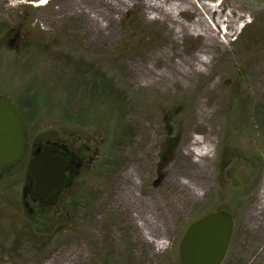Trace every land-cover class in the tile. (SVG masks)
<instances>
[{
  "label": "rangeland",
  "instance_id": "374dc122",
  "mask_svg": "<svg viewBox=\"0 0 264 264\" xmlns=\"http://www.w3.org/2000/svg\"><path fill=\"white\" fill-rule=\"evenodd\" d=\"M40 1L0 0V97L23 121L21 165L56 142L82 166L48 206L29 200L25 168L0 169V264H178L188 226L218 210L234 220L222 264H264V0H214L249 23L212 46L176 36L161 0Z\"/></svg>",
  "mask_w": 264,
  "mask_h": 264
},
{
  "label": "water",
  "instance_id": "95a60500",
  "mask_svg": "<svg viewBox=\"0 0 264 264\" xmlns=\"http://www.w3.org/2000/svg\"><path fill=\"white\" fill-rule=\"evenodd\" d=\"M22 122L15 109L0 97V169L16 162L24 146ZM46 146L41 156L31 158L27 169L33 184V196L42 201L49 194L61 193L72 162L65 165L60 156ZM40 149H37L38 153ZM233 217L225 210L211 212L188 226L178 246V264H221L233 233Z\"/></svg>",
  "mask_w": 264,
  "mask_h": 264
},
{
  "label": "bare ground",
  "instance_id": "6f19581e",
  "mask_svg": "<svg viewBox=\"0 0 264 264\" xmlns=\"http://www.w3.org/2000/svg\"><path fill=\"white\" fill-rule=\"evenodd\" d=\"M46 1L48 0H42L39 3H36V5L41 6ZM155 7L158 9L161 18L164 20L168 19L176 26L174 30L176 36H179L180 34H189L196 37L201 36L203 37L206 46L225 44L226 38L231 36L232 33L234 31L236 32V29H238V22L244 23H242L240 29L245 28L249 23V21L245 19L246 16H234L224 11L222 13V10L219 8L218 4H215L214 0H211L209 3L205 1L195 3L193 0H185L181 3L174 1L166 3L161 0V2L155 4ZM184 12L193 13L195 19L191 23L185 24L179 19L180 15ZM243 18L245 21L242 20ZM195 58L199 65L204 66L207 64V59L203 56H196ZM190 145L189 153L194 156L195 161L207 156L209 149L201 140L195 139ZM262 195H264V184L260 192V196ZM260 207L264 208V202ZM143 238L148 243L159 248L164 244L162 241L150 238L149 235H143Z\"/></svg>",
  "mask_w": 264,
  "mask_h": 264
},
{
  "label": "flooded vegetation",
  "instance_id": "af4514ba",
  "mask_svg": "<svg viewBox=\"0 0 264 264\" xmlns=\"http://www.w3.org/2000/svg\"><path fill=\"white\" fill-rule=\"evenodd\" d=\"M21 122L23 123L22 120H21ZM22 133H23V136H24V140H25L24 141V145H25L26 144V138H25L23 129H22ZM46 146H49V147L53 148V149L50 150V153L52 155H54V156H60L63 159L65 165H69L72 162L71 168L73 169V172L70 173V175L67 177V181L65 182L64 188L62 189V191H61L60 194H58L56 196L55 195V192H53V193L49 194L48 199H44L42 201H39L38 199H36L33 196V184H34V181H33L31 175L28 172L27 164H28V162H29V160L31 158H33L35 156H41L42 155V149L44 147H46ZM23 148H24V146L22 147V151H21L20 158L16 162H14V163H12L10 165H7V166H11V165H14V164H18L19 165L20 172H22L24 170V168H25V175H24L25 176V184H26L25 189H26V194L29 197V200L33 204H38L39 206H46V205L48 206L52 202H54L57 199H59V197L64 192L65 188L68 185L71 184L72 180L75 177H78L80 175L81 166H82L81 165L82 159L80 157H77L75 154L71 153L70 149L66 145H58L56 142H51V143H47V144H36L30 150L29 155H28L27 164L24 167L23 164L21 165V160H22V158L24 156V154H23ZM37 149H40V151L38 153H36ZM4 167H6V166H4Z\"/></svg>",
  "mask_w": 264,
  "mask_h": 264
},
{
  "label": "trees",
  "instance_id": "16d2710c",
  "mask_svg": "<svg viewBox=\"0 0 264 264\" xmlns=\"http://www.w3.org/2000/svg\"><path fill=\"white\" fill-rule=\"evenodd\" d=\"M20 19H22V17H20ZM24 22H21V23H17L16 25H15V27H16V29H15V33L17 34V35H23V43H22V45L23 46H25V49H26V47L27 48H29L30 46H32L33 45V43H34V41H32V39H31V37H30V35H34V32L33 33H31L32 31H25L24 30V27H25V25L23 24ZM10 26L8 27V28H5L6 30H5V33L4 34H8V32H9V30H10ZM82 70H84V67L83 66H81V65H79V67H78V71L79 72H81ZM85 71H83V73H84ZM105 89V88H104ZM106 91H107V93H105L104 91H103V96L105 97V98H108L109 97V92L111 93V90H110V88L107 90L106 89ZM237 106V105H236ZM15 111L17 112V110L15 109ZM235 111H237V110H235ZM18 113V112H17ZM235 113V112H234ZM19 115V114H18ZM20 117V116H19ZM231 131H232V127H228V128H226L225 130H224V132H223V134H222V137H221V139H220V143H221V149H224V147H225V143H227L226 141H228V138L230 137L229 135L231 134ZM172 143V149L173 148H175L177 145H178V143H179V140L177 139V137H175V136H170V137H168L167 139H165V141H164V143ZM221 156L223 157V154H221ZM211 213V212H210ZM209 214V213H208ZM207 215V214H206Z\"/></svg>",
  "mask_w": 264,
  "mask_h": 264
}]
</instances>
